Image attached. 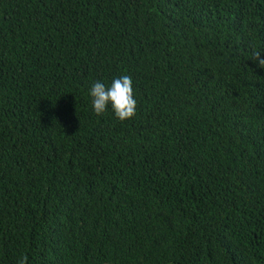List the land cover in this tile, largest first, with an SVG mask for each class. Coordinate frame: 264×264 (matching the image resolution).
<instances>
[{
  "label": "trees",
  "instance_id": "trees-1",
  "mask_svg": "<svg viewBox=\"0 0 264 264\" xmlns=\"http://www.w3.org/2000/svg\"><path fill=\"white\" fill-rule=\"evenodd\" d=\"M253 51L264 0H0V264H264Z\"/></svg>",
  "mask_w": 264,
  "mask_h": 264
},
{
  "label": "clouds",
  "instance_id": "clouds-1",
  "mask_svg": "<svg viewBox=\"0 0 264 264\" xmlns=\"http://www.w3.org/2000/svg\"><path fill=\"white\" fill-rule=\"evenodd\" d=\"M251 60L258 69H264V53L253 51ZM89 94L96 114L104 113L109 105L121 121L131 119L136 114L137 102L134 99L132 79L128 75L116 78L108 87L101 81H95ZM26 260L27 257H24L19 264H25Z\"/></svg>",
  "mask_w": 264,
  "mask_h": 264
}]
</instances>
